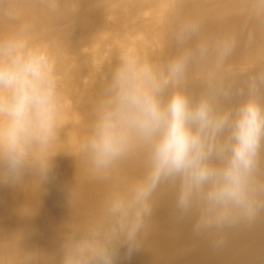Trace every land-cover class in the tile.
I'll use <instances>...</instances> for the list:
<instances>
[{"label":"clouds","instance_id":"clouds-1","mask_svg":"<svg viewBox=\"0 0 264 264\" xmlns=\"http://www.w3.org/2000/svg\"><path fill=\"white\" fill-rule=\"evenodd\" d=\"M56 12L59 0H45ZM256 11L264 0H255ZM247 32L244 42L252 43ZM175 51L163 62L124 50L100 89L78 155L108 185L95 215L64 233L59 264H115L144 244L158 196L171 189L193 232L225 242L227 230L254 225L264 213V71L227 84L240 36L207 35L201 20H180ZM193 65L210 66L207 87L187 88ZM65 99L57 62L26 26L0 35V182L49 180L63 127ZM142 163L129 178L124 166Z\"/></svg>","mask_w":264,"mask_h":264},{"label":"bare ground","instance_id":"bare-ground-1","mask_svg":"<svg viewBox=\"0 0 264 264\" xmlns=\"http://www.w3.org/2000/svg\"><path fill=\"white\" fill-rule=\"evenodd\" d=\"M188 17L201 20L207 35L240 36L231 67L217 74L218 81L264 71V10L256 11L255 0H59L56 12L45 0H0V35L26 26L35 43L46 45L65 99L49 180L40 186L31 176L18 186L0 182V264H59L68 227L92 218L108 191L78 155L105 77L124 50L163 62L175 51L177 23ZM249 31L254 39L247 44ZM209 69L190 68L192 93L205 90ZM142 171L138 159L124 166L129 178ZM192 224L178 217L175 193L161 191L143 246L130 255L121 247L115 264H264V213L254 225L227 230L221 246L196 235Z\"/></svg>","mask_w":264,"mask_h":264}]
</instances>
